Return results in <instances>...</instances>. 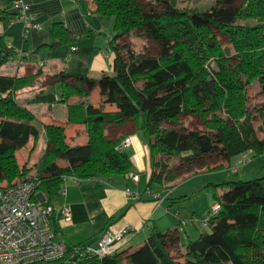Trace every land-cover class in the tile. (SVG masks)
Listing matches in <instances>:
<instances>
[{
    "label": "trees",
    "instance_id": "1",
    "mask_svg": "<svg viewBox=\"0 0 264 264\" xmlns=\"http://www.w3.org/2000/svg\"><path fill=\"white\" fill-rule=\"evenodd\" d=\"M228 1L217 0L207 10H186L177 8V0H93L95 13L113 21V76L93 80L85 73H60L55 77L62 83L60 102L70 96L86 97L85 84L99 86L102 102L98 108L84 103L67 108V122L86 127L83 146L69 147L63 126L43 125L49 147L36 179L37 191L43 193L47 205L67 177L85 180L131 172L128 156L116 150L119 142L105 139L106 124L121 126L132 121L146 137L151 159L157 154L170 160L187 154L180 160L181 167L203 164L209 154L226 161L246 152L264 155V138L257 139L247 109L252 84L257 83L264 93V0H240L231 14L223 8ZM15 17L9 8L0 10V22ZM52 29L59 42L67 41L62 23H54ZM213 30L227 38L232 53L221 47ZM131 35L153 42L161 52L136 54L127 42ZM15 52L0 37V68ZM206 61H214L215 68H206ZM34 79L0 76V184L31 179L25 167L18 168L15 153L30 138L36 140L38 127L15 93ZM68 79L77 83L69 85ZM54 100L53 93L33 99ZM105 105L115 106L116 111L104 112ZM179 116H199L205 130L183 127ZM58 161L65 166H58ZM180 165L173 171L164 163H154L147 186L162 188L182 174ZM214 188L225 189L215 200L220 209L202 227L203 233L186 242L183 262L167 251L166 236L155 232L123 258L116 250L102 258L74 261L69 248L66 259L74 264H264V175ZM198 221L201 224L202 218Z\"/></svg>",
    "mask_w": 264,
    "mask_h": 264
},
{
    "label": "crops",
    "instance_id": "2",
    "mask_svg": "<svg viewBox=\"0 0 264 264\" xmlns=\"http://www.w3.org/2000/svg\"><path fill=\"white\" fill-rule=\"evenodd\" d=\"M12 1L0 0V10L8 9ZM28 18L31 23L37 24L39 29L26 28L19 20L12 23L0 22V37L4 44L12 47L13 50L22 51L25 59L21 66L5 63L0 68V76L17 78L35 76L29 86L15 93V99L34 117L38 127V136L36 140L30 138L22 149L16 151L15 157L22 155L23 160L20 163L17 161V164L20 169L26 168L28 178H39L40 162L49 147L43 125L63 126L66 144L69 147L83 146L87 143L86 127L83 124H69L67 108L69 105L77 103L98 108L102 102L99 86L95 85L89 88L86 84L84 88L89 90L86 97L70 96L65 102H60L62 83L55 77L60 73H85L89 79L93 80H99L102 76H113V53L110 42L114 32L112 19L95 13L93 0H30ZM54 23H62L66 29L68 33L66 42H59L55 38L52 29ZM131 36L127 42L133 46L134 41ZM138 38L145 41L144 44L156 46L153 42L140 36ZM66 83L74 85L77 82L68 79ZM254 86L256 87L255 98H263L264 93L260 92L257 83L252 84L248 91ZM48 93L54 94V102L33 101L37 95ZM254 108L257 110L253 112L252 126L257 139L261 140L264 138V109ZM114 111H116L115 106H104V112ZM259 113L263 114L262 118H259ZM162 127L170 128L165 124ZM104 137L106 140L117 142L125 138L131 140L130 146L122 152L128 156L132 165L130 173L137 175L138 181L133 182L129 177L130 173L85 180H77L72 177L64 179V196L58 194L48 202L49 205L57 209L67 206L70 210L68 222L59 218L52 220L51 227L55 232V239L65 243L69 248L84 245L95 246L106 228L121 229L124 226H129L136 231L135 235L123 241L116 248L123 258L142 246L150 232L160 234L162 229H168L167 231L170 232L160 234L166 236L167 251L172 257L173 254L170 251L172 248L183 255L186 242L197 238L205 231L198 221L199 214L197 215L196 210L193 209L187 218H183L177 211H174L178 207L177 204L181 202L180 200L186 198V196L177 198L178 200L171 198L173 194L171 188L175 184L167 191H163L158 185L147 186L155 161L151 159L146 137L132 121H126L121 126L106 124ZM245 154L254 156L252 152ZM182 155L187 156V154ZM242 155L235 158L242 157ZM258 157H264V155ZM207 158L210 160L209 162L206 161ZM232 159L226 161L222 156L209 154L203 161L201 169L203 171L186 177V179L198 175L209 179L213 176H222L224 180H208L209 182L204 184L207 188L213 189V205L216 203V197L222 196L225 192V189L214 188V185L234 181L224 176L228 170L231 175L238 176L235 168L231 169ZM57 164L60 167L65 166L62 161H58ZM180 168L186 170L188 167L180 165ZM185 175L182 172L175 179L178 180ZM159 194L166 197L157 206L155 196ZM35 201L46 203L40 190L35 193ZM187 221H190L189 228H187Z\"/></svg>",
    "mask_w": 264,
    "mask_h": 264
},
{
    "label": "built area",
    "instance_id": "3",
    "mask_svg": "<svg viewBox=\"0 0 264 264\" xmlns=\"http://www.w3.org/2000/svg\"><path fill=\"white\" fill-rule=\"evenodd\" d=\"M29 5L30 0H13L8 8L15 12V20L22 21L26 28L39 29V26L31 23L28 18ZM24 62L22 51H16L8 59V63L17 66L23 65ZM130 144L131 140L125 138L117 144L116 150L123 151ZM129 177L133 182L138 181L137 175L130 173ZM38 186L39 180L36 178L15 180L10 185L2 183L0 186V264H74L66 259L69 247L55 239L56 235L51 227L52 220L56 218L68 222L70 210L67 206L57 209L35 201ZM126 192L129 195L128 190ZM58 194L64 196L63 186ZM165 197L160 194L155 196L157 206ZM219 209V204H213L202 218L201 226L206 227ZM135 233L129 226L121 229L108 227L95 246L72 247L73 252L69 257L76 261L83 257L102 258L112 255L119 244L133 237Z\"/></svg>",
    "mask_w": 264,
    "mask_h": 264
},
{
    "label": "rangeland",
    "instance_id": "4",
    "mask_svg": "<svg viewBox=\"0 0 264 264\" xmlns=\"http://www.w3.org/2000/svg\"><path fill=\"white\" fill-rule=\"evenodd\" d=\"M148 1H151V0H140V2L142 3H147ZM216 1L217 0H177V8L186 9V10H192V9L207 10L210 7H212L216 3ZM240 2H241L240 0H229L227 5L224 6L223 8L225 11H228V13L231 14L234 10H236L239 7ZM213 33L217 37L221 47L229 49L232 53V49H231L230 44L228 43L227 38L224 36L218 35L217 32L214 30H213ZM131 38H133V41H134L132 49L136 54L145 53V54L156 55V53H158L159 50L157 46L152 47L151 44H148V43L144 44L145 41H143L141 38H138L134 35H132ZM208 65L209 67L215 68L214 61H206L205 67L207 68ZM255 95H256V87L254 86L250 88L249 91H247V105H248L247 107L249 111L251 112L252 116H253V112L257 110L254 107H261L262 109H264V94H263V98L262 97L255 98ZM179 124L189 130H201V131L205 130L199 116H191V117L179 116ZM184 157L185 155H180L178 158L170 160V159H166L164 156L160 154H157L154 156L153 160L155 161L156 164L164 163L167 165V168L172 169L173 171H176V168L180 165V160ZM16 159H17L16 163L17 161H19L20 163L23 160L22 155L17 156ZM232 160L233 161L231 162L232 163L231 169L234 167L235 170L238 172V176L236 177V175H231L228 170L227 173H225L226 175L224 174V176L225 177L227 176L229 180H234V181L240 180V181L246 182V181L251 180L252 178H258L264 175V168H262L264 167V157H254V156H250L249 154L244 153L242 157H239L237 159L234 157ZM206 161L209 162L210 160L207 158ZM202 168H203V164H199V165L193 164L192 166L188 167L186 170L185 168H183L181 169L183 174L184 175L187 174V175L183 176L182 178L178 180L175 179L171 182H166L162 186V190L167 191L175 184L174 187L171 188V192L173 194L168 193L169 195L172 194L171 198L177 199V198L186 196L185 199L180 200L181 202L177 204L178 207L174 210V211H177L179 216L183 218H187L191 214L193 209L196 210L197 215L199 214L198 220L203 218L206 212L210 210L212 203H213L212 202V194H213L212 190L213 189H211V187L207 188L204 185L206 184L205 182H209L208 180L216 181L217 179L224 180L222 179L223 178L222 176H213L211 179H209L203 175H198L196 177H190L186 179V177H189L194 174H199L200 172H202L203 171L201 170ZM1 185L2 184H0V186ZM197 186H201V187L198 188ZM187 222H188L187 228H189L190 221H187ZM177 225L178 224L176 223V226ZM167 230L168 229H162V231H160L159 233L164 234L166 232H170ZM206 231L209 232L208 227L206 228ZM170 251H171V254H173V257H175L178 261L183 262L182 255L179 254L178 250H175L174 248H172Z\"/></svg>",
    "mask_w": 264,
    "mask_h": 264
}]
</instances>
